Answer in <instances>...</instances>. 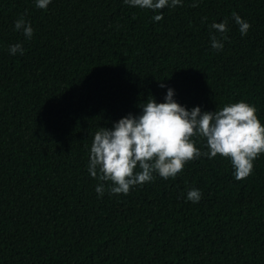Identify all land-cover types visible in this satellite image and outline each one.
Wrapping results in <instances>:
<instances>
[{"label":"trees","instance_id":"trees-1","mask_svg":"<svg viewBox=\"0 0 264 264\" xmlns=\"http://www.w3.org/2000/svg\"><path fill=\"white\" fill-rule=\"evenodd\" d=\"M191 3L153 21L123 0H0V264H264V154L240 180L230 159L201 156L127 195L98 197L87 170L94 133L167 87L189 109L246 100L264 123V0ZM224 19L215 50L209 26Z\"/></svg>","mask_w":264,"mask_h":264},{"label":"clouds","instance_id":"clouds-1","mask_svg":"<svg viewBox=\"0 0 264 264\" xmlns=\"http://www.w3.org/2000/svg\"><path fill=\"white\" fill-rule=\"evenodd\" d=\"M52 0H34L39 9H46ZM125 4L154 12L153 21L163 18L164 8L182 6L184 0H123ZM200 0H192L197 7ZM204 17L203 20H206ZM232 20L242 36L251 24L238 13H232ZM210 44L215 50L224 48L228 20L213 22L210 26ZM14 29L30 40L34 29L23 15L14 21ZM215 30V31H212ZM217 33L221 35L218 37ZM20 42L8 46L10 55L23 54ZM161 87H166L164 84ZM138 114L128 113L112 127H100L94 133L87 163V170L98 183L95 191L98 197L105 189L113 194L127 195L130 188L151 182L154 175L168 179L182 171L193 159L218 154L230 159L233 176L240 180L249 176L254 161L264 154V123L258 117V109L246 100L226 103L215 111H202L199 105L189 109L175 99V90L167 87L163 102L149 97L140 105ZM204 141L205 151L198 147ZM135 170V171H134ZM111 182L105 184L104 182ZM201 190L191 188L186 199L197 203Z\"/></svg>","mask_w":264,"mask_h":264}]
</instances>
